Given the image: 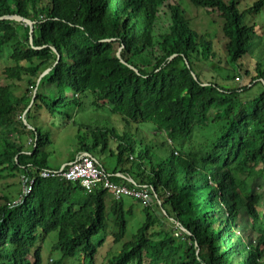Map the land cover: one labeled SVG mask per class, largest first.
Segmentation results:
<instances>
[{"label": "trees", "instance_id": "trees-1", "mask_svg": "<svg viewBox=\"0 0 264 264\" xmlns=\"http://www.w3.org/2000/svg\"><path fill=\"white\" fill-rule=\"evenodd\" d=\"M189 1L221 11L226 53L236 65L255 35V26H243L237 9L243 0ZM164 4L0 0V18L18 15L35 22L31 33L23 23L0 20V62L10 47L13 63L5 70L7 79L28 84L20 96L13 85L0 86V264H43V246L53 233L58 240L52 251L62 255L53 264L76 257L81 264H96L110 235L120 252H109L102 264H264V196L258 195L264 179V65L256 66V83L243 88H225L214 77L202 79L201 62L216 58L213 43L190 28L179 5H165L171 23L156 35ZM263 6L260 0L255 9ZM120 49L122 60L138 72L117 58ZM257 85L263 87L260 94L243 100ZM35 90L26 115L34 129L29 130L22 118ZM87 94L95 105L109 106L127 126L153 123L157 135L177 145L167 159L153 164L150 149L140 142L137 152L128 132L100 129L93 132L92 146L82 142L76 150L92 155L107 149L112 135L118 141L119 166L126 154L129 161L137 160L138 179L124 167L111 172L118 184L154 190L155 205L144 207L137 201L145 221L128 237L135 213L126 208L124 198H113L108 208L106 190L88 193L79 183L39 175L49 169L43 149L51 138L36 126L37 119L43 112L48 116L59 108L79 107ZM198 133L211 134L212 139L195 150L190 142ZM25 137L31 139L30 147ZM146 163L151 167L145 168ZM20 175L35 182L31 193L16 204L2 194V187ZM111 224L116 232L95 242Z\"/></svg>", "mask_w": 264, "mask_h": 264}, {"label": "rangeland", "instance_id": "rangeland-1", "mask_svg": "<svg viewBox=\"0 0 264 264\" xmlns=\"http://www.w3.org/2000/svg\"><path fill=\"white\" fill-rule=\"evenodd\" d=\"M160 3V6L165 3L159 10L158 19L156 21L154 32L155 34H162L169 29L170 11H167L165 5H179L185 12V18L189 23L192 30L196 31L200 36H207L213 43V50L216 54L215 59L209 60V62H201L202 71L204 73H198L202 76V79L216 78L217 83L228 89H235L239 87H245L253 82L257 76L256 66L258 63L264 65V6L259 10L255 9V5L260 0H243L237 5V9L242 16L243 26L252 27L255 26V35L250 41L246 54L242 59L238 60L236 65L232 64L231 58L226 53V39L223 34V18L221 17V11L218 8L204 9L194 6L189 0H156ZM229 3L228 0H224ZM153 2V0H149ZM11 49L7 47L5 53L0 62V86L13 85L14 92L17 95H23L28 88L26 82H18L7 79L5 70L13 66L10 61ZM203 64V65H202ZM248 73V74H247ZM250 87V86H249ZM263 90L262 85H257L253 89L249 90L250 93L244 94L243 100H252L249 97H256ZM81 106L70 105L65 108H59L51 115L45 116L43 112L41 117L37 120L40 123L36 126H41L42 131L50 135L51 145L46 146L43 149L44 153L48 154V166L54 169L61 168L71 158H79V154L76 152L81 148L82 142L89 146H92L95 142L94 131L111 129L116 130L117 134L123 135L125 132L130 134V137L136 141L137 152L141 151L146 146L150 149V155L152 157L153 164L160 163L167 159L170 155L171 148L177 147V145H170L166 136L157 135L155 133V126L153 123H134L127 126L122 117L114 113L109 106H97L94 104V98L91 94H87L81 102ZM70 118V120H69ZM32 125L33 121L31 120ZM109 145L107 149H96L93 152V156L97 159L108 172H113L115 169L124 167L131 172V176L137 177V174H141L138 168V162L129 161V154L124 157L122 166L118 164V141L113 139L112 135H109ZM212 139L211 134H196L190 142L191 147L198 150L201 145H206ZM24 142L27 143V147L32 143L28 137L24 138ZM137 157V156H136ZM77 158V159H78ZM148 162V161H146ZM144 167V166H143ZM146 167H151L149 163L145 164ZM258 166L257 169H259ZM149 176V171L146 173ZM24 182L23 177L20 175L5 181V185L2 194H8L15 201H19L23 190ZM260 197L264 196V179L259 182ZM112 196L109 194L107 198V206L111 205ZM126 208L132 207L134 210V219L130 224V227L126 233V237L132 234L142 226L145 221V215L143 213L142 205L132 198H124ZM169 210V208H167ZM260 212L263 209L258 208ZM158 213V212H157ZM111 217L109 216V219ZM166 220V218H163ZM243 222V221H242ZM167 229L172 228L171 223L165 222ZM110 234L116 232V228L113 224L107 227L106 232L99 238L95 239V242L100 238H104L106 233ZM57 233L51 234L46 240L43 246V264H53L55 261L61 259L62 255L59 251H52L53 246L57 242ZM108 242L105 247L100 250V253L96 257V264H102L106 261V257L109 252H120V246L113 243L114 237L109 236ZM128 240V238H126ZM256 239H254L255 241ZM104 246V245H103ZM33 261V260H32ZM81 258L66 259L64 264H81Z\"/></svg>", "mask_w": 264, "mask_h": 264}, {"label": "built area", "instance_id": "built-area-1", "mask_svg": "<svg viewBox=\"0 0 264 264\" xmlns=\"http://www.w3.org/2000/svg\"><path fill=\"white\" fill-rule=\"evenodd\" d=\"M171 143V142H170ZM172 144V143H171ZM177 154V153H176ZM42 179H60L67 182L79 183L88 193L96 189L106 190L115 200L128 197L140 201L144 207H151L156 204L153 198V188L144 186L128 187L113 181V175L97 162V160L85 154L73 162H70L61 169H43L40 172ZM124 178L123 175H116ZM23 177V190L19 201L22 202L25 196L31 193L34 179ZM132 182V178L128 179ZM159 204V202H158Z\"/></svg>", "mask_w": 264, "mask_h": 264}, {"label": "water", "instance_id": "water-1", "mask_svg": "<svg viewBox=\"0 0 264 264\" xmlns=\"http://www.w3.org/2000/svg\"><path fill=\"white\" fill-rule=\"evenodd\" d=\"M0 20H10V21H14V22H17V23H23V24H25V26L30 27V29H31V33H32V31H33L34 24H35V22H32V21H30V20H28V19H26V18H23V17H21V16H18V15H14V16H3V17L0 18ZM110 41H111V40H107L106 42H110ZM121 49H122V48H121ZM121 49H120L119 52L117 53V58H119L123 64L128 65V64H127L124 60H122V58H121V54H120V53H121ZM54 51L56 52L55 49H54ZM176 56H177V55L172 56L169 60H170V61L173 60V58H175ZM59 60H60V55H58L57 62L55 63V65L58 64ZM128 66H129L130 69H132V70L138 72L134 67H132V66H130V65H128ZM50 71H51V69L46 70V71L41 75L39 81H40L45 75H47ZM193 77H194L195 80H198V79H197V76H196L194 73H193ZM39 81H38V84H39ZM204 85H207V84H204ZM35 97H36V90H35V92H34V96H33L32 103H31V105L29 106V108L27 109V111L24 113L23 118H22L24 125H26V126L28 127L29 130H34V129H33V127H32L31 125L28 124L27 119H26V115H27V112L30 110V108H31V106H32V104H33V101H34ZM86 154H88V153H86ZM88 155H89V156H92V155H90V154H88ZM158 215H159V216H162V213H161V212H158ZM176 225L179 226L178 223H176ZM181 229H182L183 231L186 232V230H185L183 227H181ZM198 253H199V250H198Z\"/></svg>", "mask_w": 264, "mask_h": 264}, {"label": "crops", "instance_id": "crops-1", "mask_svg": "<svg viewBox=\"0 0 264 264\" xmlns=\"http://www.w3.org/2000/svg\"><path fill=\"white\" fill-rule=\"evenodd\" d=\"M85 154H86L85 152L80 153V154H79V158H80L81 156L85 155ZM92 157H93V156H92ZM77 158H78V157H77ZM77 158H75V160H76ZM75 160H74V161H75ZM70 162H73V161H72V158H71L67 163H65L61 168H63L64 166H66V165L69 164ZM48 168H49V169H54V168H51V167H49V166H48ZM61 168H58V169H61ZM117 175H121V174L118 173ZM128 176H129V175H128Z\"/></svg>", "mask_w": 264, "mask_h": 264}]
</instances>
